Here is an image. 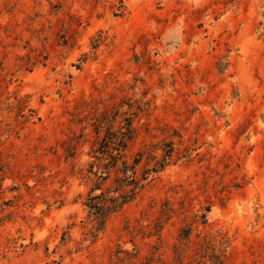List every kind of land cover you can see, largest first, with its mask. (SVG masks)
<instances>
[{"label": "rangeland", "instance_id": "rangeland-1", "mask_svg": "<svg viewBox=\"0 0 264 264\" xmlns=\"http://www.w3.org/2000/svg\"><path fill=\"white\" fill-rule=\"evenodd\" d=\"M0 264H264V0H0Z\"/></svg>", "mask_w": 264, "mask_h": 264}]
</instances>
